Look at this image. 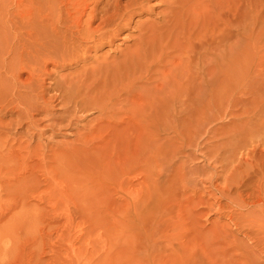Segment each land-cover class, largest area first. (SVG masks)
<instances>
[{"label":"rangeland","instance_id":"1","mask_svg":"<svg viewBox=\"0 0 264 264\" xmlns=\"http://www.w3.org/2000/svg\"><path fill=\"white\" fill-rule=\"evenodd\" d=\"M171 1L151 0L110 42L24 66L0 0V86L10 93L0 100V264H264V80L245 76L264 70L257 58L206 83L205 60L231 42L174 35L135 89L167 91L170 106L157 128L127 135L102 132L91 106L72 117L60 91L100 65L124 66ZM256 46L264 60V40L252 55ZM30 71L43 86L39 112L26 105ZM15 75L24 104L10 97Z\"/></svg>","mask_w":264,"mask_h":264},{"label":"bare ground","instance_id":"2","mask_svg":"<svg viewBox=\"0 0 264 264\" xmlns=\"http://www.w3.org/2000/svg\"><path fill=\"white\" fill-rule=\"evenodd\" d=\"M8 1L13 31L10 53H16L19 63L28 66L47 65L52 60L50 55L56 51L58 56L64 57L110 42L137 10L149 7L151 0H110L103 9L99 7L100 0ZM164 16L159 23L143 25L140 41L126 57L124 66L100 65L90 76L84 74L61 83L60 91L71 105L72 117L80 108L91 106L100 111L102 122L107 123L102 132L118 127L123 128L125 134L157 128V113L168 109L170 95L166 91L156 96L152 88L147 94L135 89L138 81H150L155 65L167 60L168 40L174 35L183 39L203 37L205 41L212 37L214 42L217 37L219 44L231 42L221 54L205 60L206 83L211 84L215 79L230 80L231 69L238 59L246 64L253 56L263 67L262 47L256 46L252 55L250 46L260 45L264 40V0H172L167 2ZM187 44L191 46L192 42ZM30 75L35 81L25 92L31 94V102L26 105L39 112L43 110L40 100L45 98L41 91L43 86L33 71ZM245 76L263 81L264 70L254 74L247 72ZM12 83L14 93L12 89L10 97L24 104L25 96L19 91L17 75L12 77ZM9 94L0 86V100L5 101ZM22 110L29 115L28 108ZM118 116L120 118L116 119Z\"/></svg>","mask_w":264,"mask_h":264}]
</instances>
